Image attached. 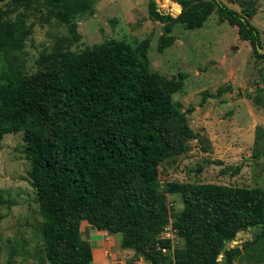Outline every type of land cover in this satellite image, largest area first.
<instances>
[{
	"label": "trees",
	"instance_id": "16d2710c",
	"mask_svg": "<svg viewBox=\"0 0 264 264\" xmlns=\"http://www.w3.org/2000/svg\"><path fill=\"white\" fill-rule=\"evenodd\" d=\"M3 1L0 141L5 134L23 133L48 264H95L91 244L80 234L82 220L120 234V248L150 264H233L242 250L264 251V188L169 182L166 191L181 197L178 210L154 190L160 165L189 151L195 138L185 113L172 101L186 72L168 77L151 71L147 38L135 46L112 38L78 53L59 47L42 51L36 69L25 73L20 55L31 31L26 19L33 4L48 5L74 37L79 15L91 14L98 0H9L22 8L14 18L5 16ZM172 1L177 4L160 15L163 21L196 29L216 10L237 27L255 58H264L259 30L250 22L259 0H238L239 10L227 0ZM148 8L159 14L156 0H149ZM173 41L164 37L157 51ZM240 167L222 169L236 173ZM166 222L183 244L173 252H168L172 240L160 235ZM247 230L251 240L225 246Z\"/></svg>",
	"mask_w": 264,
	"mask_h": 264
},
{
	"label": "rangeland",
	"instance_id": "374dc122",
	"mask_svg": "<svg viewBox=\"0 0 264 264\" xmlns=\"http://www.w3.org/2000/svg\"><path fill=\"white\" fill-rule=\"evenodd\" d=\"M225 2L240 9L238 0ZM156 3L159 14L149 11V0H98L91 14L79 15L74 37H68L67 24L53 16L48 5L42 1L33 4L26 19L31 31L20 55L23 71L33 72L39 53L57 47L78 53L112 38H123L132 46L147 38L151 71L168 77L179 71L187 73L183 86L172 94V101L185 113L195 132L189 151L160 165L156 193L165 194L166 201L178 210L182 207L181 197L166 191L169 182L264 188V58H255L249 42L239 39L237 27L216 10L202 27L187 29L160 16L168 14L176 2ZM1 8L10 18L22 10L9 0H4ZM250 22L259 30L264 51V0L258 1ZM170 35L173 43L157 51V43ZM4 62L0 54V71ZM220 87L225 88L222 94L203 96L205 91L215 94ZM239 163L236 173L222 169ZM28 169L23 133L5 134L0 141V264H48ZM163 226L160 235L173 233L168 252L180 249L181 239L165 229L169 223ZM244 232L238 233L228 247H241L252 239L250 230ZM113 236L117 249L120 234ZM257 252L242 250L233 264H264V251ZM126 258L130 262L132 257Z\"/></svg>",
	"mask_w": 264,
	"mask_h": 264
},
{
	"label": "crops",
	"instance_id": "0c3cea01",
	"mask_svg": "<svg viewBox=\"0 0 264 264\" xmlns=\"http://www.w3.org/2000/svg\"><path fill=\"white\" fill-rule=\"evenodd\" d=\"M80 234L90 242L95 264H148L142 257H135L130 249H122L120 246L116 249L112 241L114 234L97 230L85 220L80 222ZM126 257H132L131 261L128 262Z\"/></svg>",
	"mask_w": 264,
	"mask_h": 264
},
{
	"label": "built area",
	"instance_id": "2783aa9c",
	"mask_svg": "<svg viewBox=\"0 0 264 264\" xmlns=\"http://www.w3.org/2000/svg\"><path fill=\"white\" fill-rule=\"evenodd\" d=\"M166 230H172L171 232H173V229L170 227V226H168V227H166L165 228ZM173 234V233H172ZM171 233L169 234L168 232H166L165 234L163 233L162 235H161V237H166V238H170L171 239V235H172ZM163 251H165L164 249H163Z\"/></svg>",
	"mask_w": 264,
	"mask_h": 264
},
{
	"label": "water",
	"instance_id": "95a60500",
	"mask_svg": "<svg viewBox=\"0 0 264 264\" xmlns=\"http://www.w3.org/2000/svg\"><path fill=\"white\" fill-rule=\"evenodd\" d=\"M179 11H180V10H179ZM252 229H254V228H252ZM239 233L245 234L244 231H240ZM228 244H229V242L227 241L226 244H225V246H228Z\"/></svg>",
	"mask_w": 264,
	"mask_h": 264
}]
</instances>
